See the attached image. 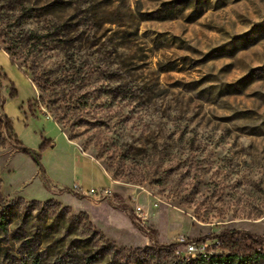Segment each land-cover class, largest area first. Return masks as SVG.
<instances>
[{
    "label": "rangeland",
    "instance_id": "rangeland-1",
    "mask_svg": "<svg viewBox=\"0 0 264 264\" xmlns=\"http://www.w3.org/2000/svg\"><path fill=\"white\" fill-rule=\"evenodd\" d=\"M0 31L36 90L19 80L11 98L0 73V264L264 238V0H0ZM84 158L109 197L74 189Z\"/></svg>",
    "mask_w": 264,
    "mask_h": 264
},
{
    "label": "trees",
    "instance_id": "trees-1",
    "mask_svg": "<svg viewBox=\"0 0 264 264\" xmlns=\"http://www.w3.org/2000/svg\"><path fill=\"white\" fill-rule=\"evenodd\" d=\"M34 35L33 32H29L27 40L29 43H33L34 46L36 45V47H38L40 38ZM2 38L3 40L0 42L6 45L2 50H4L9 56V61L13 65L14 62L11 56L12 41L6 40V35L0 31V39ZM9 95L11 98L17 96V91L14 86ZM1 124L4 125L7 132H12L13 124L6 116L3 117ZM11 143L15 151L32 159L34 164L38 167L42 177H44V172L39 162L40 153L25 147L17 137H14ZM50 144L51 141H44L41 149ZM63 191L72 193V191L68 189L57 190L59 193ZM79 196L84 197L82 194H79ZM137 226L141 227L138 223ZM151 239L153 246L144 250L117 248L112 243L108 242L103 243L99 248L90 252L88 251L89 248L86 247L80 252L77 251L70 261H58L57 264H256L259 261L264 260V254L261 250H257V248L264 242V238L255 237L248 233L241 234L239 231L223 232L215 236H206L202 239L176 242L169 245L156 243L154 237ZM211 239L217 240L215 248L220 249L225 252V254L206 255L205 257L197 256L195 259L188 262H185L174 255V248L181 243L184 245L190 243L201 245L205 241Z\"/></svg>",
    "mask_w": 264,
    "mask_h": 264
},
{
    "label": "crops",
    "instance_id": "crops-1",
    "mask_svg": "<svg viewBox=\"0 0 264 264\" xmlns=\"http://www.w3.org/2000/svg\"><path fill=\"white\" fill-rule=\"evenodd\" d=\"M0 73H3L9 81L15 83L14 86L16 87V82L19 80H23L22 82L24 86L27 85V94L23 97L27 100H31L36 97V90L33 88L31 83L23 77V75L17 70V68L12 65L9 61V56L5 53L4 50L0 47ZM17 88V87H16ZM17 92H19L17 88ZM89 167L92 173L95 175L94 178H91V176L88 174L85 168ZM82 170L83 174L81 176L82 178V185L80 186L77 182L76 185L79 187V189L83 192H87L91 189H105L111 185V179L108 175H106L95 163H93L90 159L84 158L83 164H82Z\"/></svg>",
    "mask_w": 264,
    "mask_h": 264
},
{
    "label": "built area",
    "instance_id": "built-area-1",
    "mask_svg": "<svg viewBox=\"0 0 264 264\" xmlns=\"http://www.w3.org/2000/svg\"><path fill=\"white\" fill-rule=\"evenodd\" d=\"M74 189H79V187L75 185ZM84 193L97 200L109 197L111 195V191L109 189H91ZM199 248L200 245H195L193 243L187 244V256H185L182 260L188 262L192 259H195L197 256L205 257L208 255L204 250H200Z\"/></svg>",
    "mask_w": 264,
    "mask_h": 264
}]
</instances>
